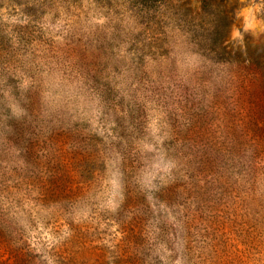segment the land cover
<instances>
[{
	"label": "rangeland",
	"instance_id": "obj_1",
	"mask_svg": "<svg viewBox=\"0 0 264 264\" xmlns=\"http://www.w3.org/2000/svg\"><path fill=\"white\" fill-rule=\"evenodd\" d=\"M72 2L0 0V264H264V196L249 209L235 182L264 195L263 104L219 102L205 139L187 144L184 129L203 112H186L181 90L162 93L187 83L197 55L173 44L178 62L167 66L179 75L166 81L149 61L179 40L182 21L201 51L227 21L235 52L264 53V0H162L135 16L130 0H76L86 15ZM87 41L100 45V83L83 85L66 79L78 71L65 63ZM194 157L212 171L192 177L227 181L214 206L158 201L155 188L188 180L183 162Z\"/></svg>",
	"mask_w": 264,
	"mask_h": 264
},
{
	"label": "trees",
	"instance_id": "obj_2",
	"mask_svg": "<svg viewBox=\"0 0 264 264\" xmlns=\"http://www.w3.org/2000/svg\"><path fill=\"white\" fill-rule=\"evenodd\" d=\"M73 1V12L78 9L80 13L86 15L87 12L83 9V6L77 3L76 0ZM209 1L211 0H206L207 3H209ZM90 2L94 4L97 0H90ZM161 2L162 0H148V4H146L147 0H130V4L132 5V16H135L137 10L150 7L153 3L163 5ZM203 7L204 6L201 8L203 9ZM149 9L151 8H148V10ZM160 14L162 16V12H160ZM78 20L79 19L76 21ZM226 24L227 21H223L216 26L215 35L210 39L212 47L201 51L202 39L195 36L194 30H187L185 28V21L178 22L176 24V31L179 35V40H173L167 48H156L149 58L152 64L158 62L156 65L158 68L161 67L162 69L153 71L157 72V77L161 81H166L173 80L174 76H176L179 71L176 67L177 65L167 66V63L174 64V62H178L177 59L174 61V58L167 53L173 44L178 42L184 44L187 49L193 50V52L190 53L197 55V62H195L196 69L191 72L186 71L188 76L186 79L187 83H185V85H179L173 94L172 92L169 94L162 93L168 99L174 98V95L177 96V91L181 90V92L184 93L185 111H193L192 107L196 105L197 109L203 112L202 114H196L195 117L193 115L192 119L189 121V125L184 129L185 133L182 139L187 141V144L190 140L198 141L199 139H205L204 134L206 135V133L204 130H206L207 122L204 116H209V120L212 121V119L220 115L221 110L219 111L218 108H215L216 104L219 106V102L228 104L226 99H231V97L234 98L236 108H229L230 111L234 112L238 111V109H240V111H248L246 109L247 103L255 105L261 103L264 106V53L253 56L252 54L245 55L244 52L242 54L240 50L239 52H235L230 45L227 44L226 36H224ZM164 33L167 34L165 31L162 32V34ZM162 38L165 40L168 39L164 36ZM84 45L86 47L75 45L73 48L68 49L69 53L66 57L69 62L67 60L65 66H69L71 69L78 72L76 74H66L65 77L69 81H80L83 85H87L88 82L95 84V81L100 83V81L96 79L97 70L94 69V63L99 61L97 60V57H99L97 50L100 49V45L95 41H87ZM166 59L167 62H165ZM196 71L200 72L197 73ZM175 84H178V82H175ZM161 87L160 85L159 89H161ZM113 90L112 86L103 83V85L98 88V95L103 98L105 95L109 97L114 92ZM257 130L261 131L260 129ZM128 162L130 161L127 159L126 164H124V169L128 167L129 173V171L131 172V169H133V166ZM183 163L188 167L186 168V171L189 173L188 180L178 178L171 185L155 188L153 193L156 199L158 201H177L178 199H183L185 202L182 204H188L190 205L189 207L195 209L202 207L203 210L214 206L215 203L211 195L220 194V188L216 187L223 186L227 181L221 182L219 176L209 180H198L196 175L192 177V173L201 176L200 173L203 171L207 173H211L212 171L205 162L195 161V157L192 159L186 158ZM226 175H228V178L230 177L229 173ZM178 176L184 175L181 173L178 174ZM235 182L245 190V196L242 200L246 204V207L255 211L263 206L261 200L257 199L255 196L263 198L264 195L255 193L254 181H249L245 185L241 182L238 183V180H235ZM212 231H214V229H212Z\"/></svg>",
	"mask_w": 264,
	"mask_h": 264
}]
</instances>
